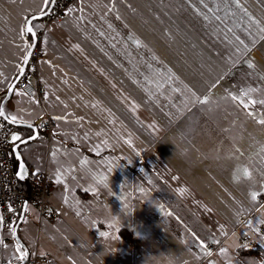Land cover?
Segmentation results:
<instances>
[{
    "label": "crops",
    "instance_id": "crops-1",
    "mask_svg": "<svg viewBox=\"0 0 264 264\" xmlns=\"http://www.w3.org/2000/svg\"><path fill=\"white\" fill-rule=\"evenodd\" d=\"M176 5L73 0L60 18L31 22L43 95L18 88L27 61L2 112L37 131L17 151L28 183L48 173L49 205L39 216L27 202L20 241L0 224V264L22 253L25 264L261 263L264 2L191 0L197 16L184 20ZM48 6L0 0V105L31 45L26 22ZM45 115L57 122L48 136L36 127ZM33 135L9 132L15 172L12 147Z\"/></svg>",
    "mask_w": 264,
    "mask_h": 264
},
{
    "label": "built area",
    "instance_id": "built-area-1",
    "mask_svg": "<svg viewBox=\"0 0 264 264\" xmlns=\"http://www.w3.org/2000/svg\"><path fill=\"white\" fill-rule=\"evenodd\" d=\"M73 0H55L54 5L50 12L45 16V23H50L60 18L66 7ZM42 27L38 30V34H41ZM37 34V32H36ZM42 48L37 43L30 54L28 59L29 70L25 71L22 80L18 84V88L25 91L29 96H35L38 99L43 95V88L37 77V62L42 55ZM29 77L34 78L35 83L30 84L28 82ZM57 122L54 118L45 115L37 123V130L39 133L49 135ZM12 129V125L0 117V224L3 229L14 225L20 212L24 206V202H30L35 208L39 216H43L48 207V186L49 178L48 173L45 170H41L36 173L34 179L28 183L27 186H20L16 177L13 161L9 153V141L8 135ZM257 201L262 202L263 197L257 196ZM24 215L29 216L31 212L24 210ZM259 231L264 233V222L260 224ZM240 243L249 244V238H241ZM211 245L207 244V248ZM46 259H40V262H45ZM38 262L36 256H33L28 264H36ZM9 264H16V261L12 260Z\"/></svg>",
    "mask_w": 264,
    "mask_h": 264
},
{
    "label": "water",
    "instance_id": "water-1",
    "mask_svg": "<svg viewBox=\"0 0 264 264\" xmlns=\"http://www.w3.org/2000/svg\"><path fill=\"white\" fill-rule=\"evenodd\" d=\"M54 2H55V0H51V3H49V6H48V8L45 10V12L30 17V18L27 20V22H26V29H27L29 26H31V22H32L33 20L44 18V17L50 12V10L52 9V7H53V5H54ZM32 32L35 33L33 29H32ZM30 35H31V45H30V47H29V49H28V51H27V53H26V55H25V57H24V60H23V63H22L21 69H20V71H19V73H18V76H17L16 79L14 80V82L10 85V87H9V89H8V92H7L6 96L4 97V99L2 100L1 105H0V116H1L5 121L9 122V123H10L12 126H14V127H19V126H20V127L31 128V129L33 130V132H34V135H33L32 137L25 138V139L21 140L20 142L16 143V144L12 147V149H13V151H14V154H15V156H16V158H17V162H18V167H17V170H16V177H17L18 180H22V181H24V183L27 185V187H28V182H27V180H26V178H27V169H26L25 165L23 164V162L21 161V159H20V157H19V154H18V151H17V150H18V147H19L21 144L26 143V142L32 140V139L35 137V135H37V131H36L35 128H33L32 126H28V125H25V124L15 123V122H12V121H10L9 119H7V118L3 115V112H2V106L4 105L5 101L10 97V94H11V92H12L14 86L17 84V82L19 81L21 75L23 74V72H24V70H25V68H26V65H27V61H28V59H29V57H30V54H31V52H32V50H33V48H34V46H35V43H36V34L33 35L32 33H30ZM20 165H23V168H21ZM20 175H23V179L20 178ZM26 204H27V200L24 202V206H23V208H22V210H21V212H20L19 218H18L17 222L15 223L14 236H15V239H16L17 241H20V240H19V238H18V236H17V234H16V227H17V225L21 222V219H22V217H23V213H24V210H25V206H26ZM26 262H27V257H25V258L22 260V262H21L20 264H25Z\"/></svg>",
    "mask_w": 264,
    "mask_h": 264
},
{
    "label": "rangeland",
    "instance_id": "rangeland-1",
    "mask_svg": "<svg viewBox=\"0 0 264 264\" xmlns=\"http://www.w3.org/2000/svg\"><path fill=\"white\" fill-rule=\"evenodd\" d=\"M235 2V0H232ZM164 6L166 5H176L174 6L172 13L176 15L177 18L180 20H184L187 18L188 14L191 13V19L195 18L197 16L196 9L191 5V0H163ZM157 7V6H155ZM139 13V10H138ZM140 14H142L145 18L146 10L140 11ZM158 15L157 17L162 19V23H166L165 20H163V17L165 15L152 12V15L148 14V19L153 18L155 15ZM139 15V14H138ZM142 18V17H141ZM160 34L165 35L169 31V26L163 25L162 27H158L156 29ZM213 85H216V82L213 83Z\"/></svg>",
    "mask_w": 264,
    "mask_h": 264
},
{
    "label": "snow or ice",
    "instance_id": "snow-or-ice-1",
    "mask_svg": "<svg viewBox=\"0 0 264 264\" xmlns=\"http://www.w3.org/2000/svg\"><path fill=\"white\" fill-rule=\"evenodd\" d=\"M262 2H264V0H262ZM45 3H46V4L51 3V0H45ZM69 11H70V9H69ZM27 31H28L29 33H32L33 35H35V33L32 32V27H31V26H29V27L27 28ZM260 31H261V33H264V28H261ZM241 43H243V41H241ZM245 51H247V48H245ZM250 66H251V65H250ZM233 99H235V97H233ZM202 102H203V103H206L207 101L205 100V101H202ZM254 103H255V101H254ZM260 103L264 104V100L260 101ZM13 119H15V118H13ZM57 119H59V117H57ZM259 122H260L261 124H264V119L260 120ZM12 139H13V140H18L19 137L13 136ZM20 167L23 168V165H20ZM244 174H245V175H248V173H247L246 170H244ZM20 178L23 179V175H20ZM105 186H107V185H105ZM141 191H142V189H141ZM181 191H183V190H181ZM252 198H253L254 200L256 199V193H253V194H252ZM101 235H102V236H107L108 234H107V233H101ZM137 235H140V233L137 232ZM17 251L19 252V251H21V250L18 248ZM26 255H27V253H22V254L18 257V259H24Z\"/></svg>",
    "mask_w": 264,
    "mask_h": 264
},
{
    "label": "trees",
    "instance_id": "trees-1",
    "mask_svg": "<svg viewBox=\"0 0 264 264\" xmlns=\"http://www.w3.org/2000/svg\"><path fill=\"white\" fill-rule=\"evenodd\" d=\"M27 36L29 39V44H31V37H30V34L28 32H27ZM28 180H29V182L31 181L30 178ZM19 185L20 186H26L23 182H19ZM253 251L261 257V263L260 264H264V248L261 246H257L256 248H254Z\"/></svg>",
    "mask_w": 264,
    "mask_h": 264
}]
</instances>
